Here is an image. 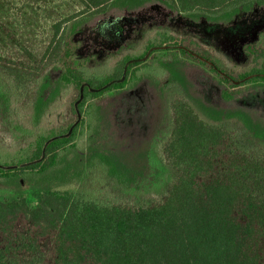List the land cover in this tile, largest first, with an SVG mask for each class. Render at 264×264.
<instances>
[{"label": "trees", "instance_id": "trees-1", "mask_svg": "<svg viewBox=\"0 0 264 264\" xmlns=\"http://www.w3.org/2000/svg\"><path fill=\"white\" fill-rule=\"evenodd\" d=\"M76 1L82 11L53 26L38 67L0 58L7 120L19 113L22 92L35 91L28 142L10 148L0 139V185L15 196L0 200V264H264V119L190 97L187 79L190 66L201 67L223 87L225 102L264 88V30L243 44L245 62L231 71L168 26H137L136 43L106 67L67 62L80 50L70 48L77 34L113 12L156 3L181 19L219 25L258 12L264 0ZM0 32L9 36L1 24ZM150 67L155 78L148 82L160 96L174 88L186 95L172 101L173 129L163 148L174 180L158 204H105L99 195L109 188L140 193L153 161L146 140L133 149L119 145L112 101L135 89ZM98 68L106 70H91ZM70 92L77 122L50 126L49 115ZM21 183L30 186L32 206Z\"/></svg>", "mask_w": 264, "mask_h": 264}, {"label": "rangeland", "instance_id": "rangeland-1", "mask_svg": "<svg viewBox=\"0 0 264 264\" xmlns=\"http://www.w3.org/2000/svg\"><path fill=\"white\" fill-rule=\"evenodd\" d=\"M80 11L82 8L76 0H0V24L10 36L0 32V58L15 62L27 70L35 69L52 40L53 26ZM88 25L90 26L81 30L71 44L72 51L75 48L80 50L76 51V58L73 56L71 61L67 60L68 63L78 64L85 61L92 67L104 65L106 67L104 61L112 59L110 58L112 55L113 61L119 59L127 53L129 44L136 43L137 38L133 37V30L137 26H144L146 29L168 26L174 35L194 40L202 54L211 58L225 71H231L235 66L245 62L241 53L243 44L253 41L257 33L264 30V8L231 24L209 25L181 19L153 3L130 13H110ZM83 56L87 57V60H83ZM150 61L148 57L143 60L147 63ZM91 70L102 72L106 69ZM141 73H144L145 77L139 81L135 89L125 91L112 100L116 123L113 120V131L120 138L119 145L129 149L136 148L145 140L148 141L153 161L143 180L144 185L140 193L112 191L109 188L107 192L99 195L101 202L105 204L116 203L132 207L158 204L165 198L174 180V173L165 161L163 148L168 143L173 129L170 109L172 101L174 97L186 98V95L179 88H174L167 93L165 89V95L160 96L148 82L149 79L155 78L154 68L142 69ZM157 78L165 85V80ZM187 79L192 84L190 97L214 108L239 107L264 119V88L241 92L235 100L225 102L221 98L223 87L201 67L190 66ZM23 92L18 98L19 113L15 118L7 120L0 110V139L10 148L28 142L25 131L31 125L35 91L29 89V93ZM74 99L75 94L70 92L57 102L48 118L50 126H65L77 122L71 110ZM190 105L196 110L191 102ZM198 116L205 120L199 112ZM85 143V137L80 139L79 147L84 148ZM29 188L27 183H21V190L26 196L29 195ZM14 198L11 191L0 185V200ZM28 202L30 206L34 204L31 198Z\"/></svg>", "mask_w": 264, "mask_h": 264}]
</instances>
